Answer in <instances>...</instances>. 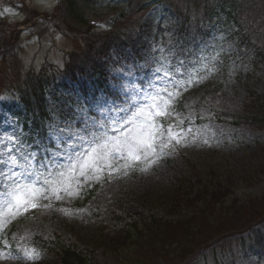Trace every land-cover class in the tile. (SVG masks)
<instances>
[{
	"label": "rangeland",
	"instance_id": "rangeland-1",
	"mask_svg": "<svg viewBox=\"0 0 264 264\" xmlns=\"http://www.w3.org/2000/svg\"><path fill=\"white\" fill-rule=\"evenodd\" d=\"M243 1L249 3L251 0ZM257 1L260 4L261 0ZM205 2L197 0L196 4L191 3V7L187 0L178 4L189 18L190 29L202 23L197 19L202 8H217L221 1ZM99 3L96 8L93 7L95 3L88 6L93 12L91 16L94 22L100 19H106V22L114 15V11ZM250 15H258V10H253ZM105 22H99L97 26L102 27ZM134 24L129 19L123 20L122 25L119 22V28ZM258 26L262 30L264 24L258 23ZM34 27V33H26ZM83 29L84 26L76 22L63 5L60 7L57 0H0V96L4 98L1 93L9 90L8 79L4 80L5 74L12 72L15 80L11 82L17 84L23 81L29 70L62 69L63 55L77 49L79 38L76 34ZM18 33L22 38L21 48L17 53H10L17 46ZM220 40L221 34L211 32L207 42L220 43ZM206 46L202 42V47ZM230 63L232 66L224 70L214 68L210 74L205 72L200 80L206 85L207 92L215 95L208 97L205 107L201 106L210 121L202 126L193 121L186 122L193 112L187 114L175 109L179 101L177 93L166 88L176 89L177 82L174 84L157 74L151 79V92H145L143 96L131 95L128 106H122L123 111L119 114L115 111L110 113L112 119L107 121V136L91 143L92 147H97L107 140V147L98 148L94 156L89 151L92 160L84 174L81 175L77 170L68 184L57 192L54 193L44 184L43 179L26 180L25 183H34L35 187L43 191L31 197L25 196L24 199L30 202L26 207L17 208L12 194L13 181L0 174V186H3L0 189V231L11 219L24 215V226L30 227L27 230L29 237L39 230L54 229L68 241L78 243L84 251L93 252L94 264H112L109 256L99 247L100 243H105L103 239L111 240L113 237V231L107 226L110 214L119 209L124 214L137 210H150L159 214L164 212V205L170 206L188 193L197 191L199 184L216 183L219 185L221 201L215 207H210L209 213L200 216L195 224L200 227L199 235L205 229L214 238L224 234L219 241L225 244L219 243L224 249L218 250L215 255L210 253L206 263L264 264V256L261 258L255 252L248 251L249 244L245 245L247 250L241 247V238L253 242L257 236L264 235V128L233 126L229 119L223 123L214 120L223 116V113L226 116L244 113L242 104L246 100L247 90L239 85L231 73L233 70L241 78H249L253 74L254 81L250 88L255 93L264 92V73L257 71L254 74L245 66H234L233 59ZM201 71L204 72L202 68ZM221 76L225 79L220 83L210 82ZM128 77L125 72V78ZM128 85L127 80L121 83L122 87ZM193 110L195 113L196 107ZM157 117L158 120L167 118V126L157 123ZM58 163L62 166L66 162L60 158ZM60 170H64L63 167ZM90 190L93 195L89 194ZM224 192L230 198H234L237 193L247 199L248 203L244 209L241 208L238 217H226L228 200L222 197ZM235 206L240 208L237 203ZM210 214L213 215L212 220L208 217ZM34 221L44 223L31 226ZM233 231L240 236L233 235ZM201 239L203 242L202 235ZM18 249L23 250L22 244H18ZM24 257L36 259V254L21 252L19 257H3L1 262L5 263L0 264H6L7 261L8 264L29 263L28 260L23 261ZM54 258V253L47 260L42 258V264H57ZM115 264L123 263L115 259Z\"/></svg>",
	"mask_w": 264,
	"mask_h": 264
},
{
	"label": "trees",
	"instance_id": "trees-1",
	"mask_svg": "<svg viewBox=\"0 0 264 264\" xmlns=\"http://www.w3.org/2000/svg\"><path fill=\"white\" fill-rule=\"evenodd\" d=\"M91 1L94 0H63L66 3V10L70 13L76 22L79 24L88 25V31L91 30V24H88V18L90 13H87L88 6ZM108 2H116V0H107ZM123 3H131L130 8H134L135 5L142 4L138 7L139 10H144L152 4L165 2V5L172 12V18L174 23L166 26L167 37L171 36L174 40V45L176 48L183 49L185 47L183 31H181L182 25L186 22L189 24V18L185 17L183 14V9L178 7L179 3L184 0H176V4L172 3L173 0H122ZM188 6L196 4V0H187ZM221 2L216 6L217 8H202L204 12H208V17L211 14H221L217 18H227L226 22L227 28L231 30H236L238 25V20L244 7L242 6L241 0H220ZM241 1V2H239ZM206 0L205 3H207ZM95 5L98 2L94 1ZM108 6H112L111 4ZM106 4V3H104ZM103 4V5H104ZM250 9L258 10L257 20L264 22V0H261L258 4L257 0H251L246 3ZM128 8H122L120 11L119 21L127 18ZM216 9V10H215ZM227 9H230L227 11ZM219 10V11H218ZM230 12V13H229ZM159 14V12H158ZM171 16V15H170ZM224 18H223V17ZM116 20H113L114 26L116 25ZM242 24V23H241ZM241 32L239 33L241 37H244V45L248 44V40L254 41L252 39V28L249 26H241ZM121 32V33H120ZM172 33V35L168 34ZM207 33L204 31L202 36ZM85 43L81 52L73 53L69 57V62L65 68L64 75L70 80H77V74L86 75L89 80L107 82L105 69L103 64L93 57L102 54L107 48L115 46L130 47L129 36L124 30L115 31L106 34H85ZM91 35L92 37H89ZM83 39V32L80 34ZM136 36V35H135ZM125 38V39H124ZM171 38V39H172ZM143 44L145 43V35L140 30L136 37ZM170 39V40H171ZM243 43V42H242ZM263 47L262 43L260 44ZM141 47V46H140ZM255 46H252L254 48ZM142 48V47H141ZM138 50L139 47L136 46ZM141 51V50H140ZM257 51V52H256ZM252 51V61L261 66V71L264 73V52L260 50ZM46 77V78H45ZM47 76L43 74L37 75L36 73L28 74V76L22 81L21 85L18 86L19 93L21 95L20 101L24 106V114L19 112L22 118L27 121L30 117L34 119V124L38 129H41L42 121L45 120V116H48L46 112L48 97L45 96V90L47 88ZM249 88L247 95L245 96V101L242 106L244 108L243 115L241 112L227 115L223 113V116L219 118H214L215 121L223 123V121L228 122L229 120L235 125L246 126L253 128L263 127L264 128V92H254ZM248 112V113H247ZM198 119L203 118V111L198 113ZM246 114V115H245ZM229 119V120H228ZM219 185L216 183H203L199 184L197 191H192L188 193L185 198L177 200L170 206L164 205L162 213H153L152 211H139L132 213H123L121 209L119 211H114L107 218L108 227L113 231V237L111 240L103 239V243L99 244L101 251L105 252L107 256L111 259L110 262L115 264V259L125 264L123 261L130 262L128 264H208L206 263L208 258L207 255H215L218 250L224 249L219 243H223L220 240L221 236L224 234H218L214 238L205 229L199 235L200 227L196 226L195 222L202 215L208 214L207 212L210 207H215L216 203L221 201ZM224 199H227V210L226 217H238L241 213V208L244 209L248 203L247 199L243 196L236 195L234 198L228 197V193L222 195ZM235 203L240 206V208H235ZM242 206V207H241ZM122 208V207H120ZM212 214L208 217L212 220ZM197 223V222H196ZM233 235L240 236L239 233L233 231ZM201 235L204 241L201 242ZM264 236V235H262ZM262 236H257L255 241H244L241 238L242 248L253 250L258 256L263 258L264 256V239ZM57 264H94L95 254L92 253L91 256L86 252H83L77 245H74L60 241H57ZM193 242V243H190ZM225 244V243H223ZM45 242L41 243L42 247H46ZM240 245V244H239ZM209 248V249H207ZM207 249V251H206ZM204 250V251H203ZM262 255H261V253ZM115 258V259H114ZM222 258V257H221Z\"/></svg>",
	"mask_w": 264,
	"mask_h": 264
},
{
	"label": "snow or ice",
	"instance_id": "snow-or-ice-1",
	"mask_svg": "<svg viewBox=\"0 0 264 264\" xmlns=\"http://www.w3.org/2000/svg\"><path fill=\"white\" fill-rule=\"evenodd\" d=\"M113 71L120 73L121 70ZM118 78L117 75L113 76L114 81ZM121 83H113L106 88L81 87L71 90L65 102L68 118L61 120L59 111L54 110L42 121L46 139L42 140L39 133H29L33 137L36 150H31L30 145L18 142V137L0 135V174L13 181L12 194L17 208L26 207L30 202L24 199L25 196L31 197L43 191L35 187L34 183L24 181L32 178L43 179V183L55 193L68 184L77 170L81 175L84 174L92 160L89 151L94 156L98 148L107 147V140L97 147H92L91 143L107 136V121L112 119L110 113L115 111L119 114L123 111L117 109V102L123 103L119 93ZM51 144L55 145V150ZM85 144L88 146L85 147ZM3 148L8 150L5 152ZM60 158L66 162L62 166L58 163ZM61 167L64 170H60ZM45 172L48 174L45 175Z\"/></svg>",
	"mask_w": 264,
	"mask_h": 264
}]
</instances>
